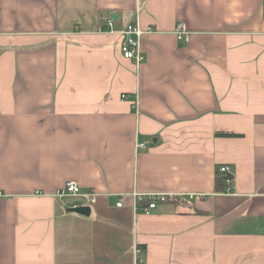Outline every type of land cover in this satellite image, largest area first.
<instances>
[{
  "label": "crops",
  "instance_id": "obj_1",
  "mask_svg": "<svg viewBox=\"0 0 264 264\" xmlns=\"http://www.w3.org/2000/svg\"><path fill=\"white\" fill-rule=\"evenodd\" d=\"M0 264H264V0H0Z\"/></svg>",
  "mask_w": 264,
  "mask_h": 264
},
{
  "label": "built area",
  "instance_id": "obj_2",
  "mask_svg": "<svg viewBox=\"0 0 264 264\" xmlns=\"http://www.w3.org/2000/svg\"><path fill=\"white\" fill-rule=\"evenodd\" d=\"M101 29H103L101 27ZM105 30L113 32V26L111 19L106 21ZM150 31V29L143 30L139 23L134 20L132 23L128 24L127 27L120 31L122 34V39L120 41V50L122 56L125 58L131 59L136 65H138L143 60V53L140 48V38L143 32ZM174 33L178 39L188 40L190 36L189 30L186 29L182 22H178L175 26ZM124 96V94L122 95ZM219 170L228 174L227 184L224 188V191L230 192V184L232 183V173L227 165H221ZM57 197L63 198L68 196L84 198L89 202L95 201L97 192L93 189L86 191H81L77 182L73 180H66L63 185L58 188L54 194ZM134 199V206L142 204V209L145 212L151 211L159 202L174 201L176 198L180 197L179 194L173 192H152L147 194H141L137 192L132 193ZM202 193H186L184 197L188 199L191 198H200ZM121 200H118L115 204L117 206L121 205ZM78 204H73L72 206H77Z\"/></svg>",
  "mask_w": 264,
  "mask_h": 264
},
{
  "label": "trees",
  "instance_id": "obj_3",
  "mask_svg": "<svg viewBox=\"0 0 264 264\" xmlns=\"http://www.w3.org/2000/svg\"><path fill=\"white\" fill-rule=\"evenodd\" d=\"M228 177L227 173L218 172L215 182V191H222L225 188L226 182H223Z\"/></svg>",
  "mask_w": 264,
  "mask_h": 264
},
{
  "label": "water",
  "instance_id": "obj_4",
  "mask_svg": "<svg viewBox=\"0 0 264 264\" xmlns=\"http://www.w3.org/2000/svg\"><path fill=\"white\" fill-rule=\"evenodd\" d=\"M70 211H75L82 214H88L89 213V206L86 205H77V206H71L68 208Z\"/></svg>",
  "mask_w": 264,
  "mask_h": 264
}]
</instances>
